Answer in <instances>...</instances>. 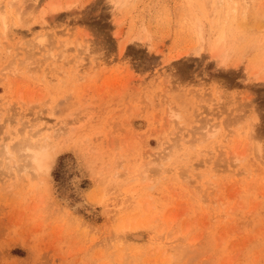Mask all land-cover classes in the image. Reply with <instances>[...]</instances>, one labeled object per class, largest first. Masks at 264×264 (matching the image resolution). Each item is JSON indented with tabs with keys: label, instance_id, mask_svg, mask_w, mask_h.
Listing matches in <instances>:
<instances>
[{
	"label": "rangeland",
	"instance_id": "obj_1",
	"mask_svg": "<svg viewBox=\"0 0 264 264\" xmlns=\"http://www.w3.org/2000/svg\"><path fill=\"white\" fill-rule=\"evenodd\" d=\"M20 3L0 264H264V0ZM41 127L42 181L12 149Z\"/></svg>",
	"mask_w": 264,
	"mask_h": 264
},
{
	"label": "bare ground",
	"instance_id": "obj_2",
	"mask_svg": "<svg viewBox=\"0 0 264 264\" xmlns=\"http://www.w3.org/2000/svg\"><path fill=\"white\" fill-rule=\"evenodd\" d=\"M20 2H21V0H20ZM18 0H9V1H7L6 2V5H4V6H0V27H1V33H2V35L4 36V37H6V38H8L6 35H10V33H11V31H12V33L11 34H14L13 32H15V31H13L14 29L12 28V30H11V28H7V26L8 25H6L7 24V21H6V19H8L7 17L8 16H6L5 14H8L9 16H10V21H11V16H13L12 14H15V17L16 16H18L19 15V11H20V8H22L21 7V3H20ZM58 7V6H57ZM234 7V6H233ZM53 8V7H52ZM14 20H16L15 21V23L16 22H18V20L17 19H14ZM12 22V21H11ZM40 22V21H39ZM13 24V26L12 27H16V25L14 24V23H12ZM12 24H9V26H11ZM217 24V23H216ZM14 27V28H15ZM40 28V27H39ZM7 30V31H6ZM6 31V32H5ZM18 32V31H17ZM5 33H7V34H5ZM39 34V33H38ZM16 35V34H15ZM45 36V35H44ZM38 37H42V39H39V44L40 45H42L43 44V42H45V41H43V35H41V36H39L38 35ZM0 38H3V37H0ZM37 38V37H36ZM4 39V38H3ZM9 39H10V36H9ZM219 40H221V37L218 39V41ZM34 42H35V40H34ZM38 42H37V44H38ZM32 43V42H31ZM36 44V43H35ZM32 45V44H31ZM43 46V45H42ZM87 47V46H86ZM33 48V47H32ZM88 48V47H87ZM31 51H33V50H31ZM32 53V52H31ZM31 57V56H30ZM31 127V126H30ZM29 127V128H30ZM24 128V127H23ZM28 128V129H29ZM27 129V130H28ZM33 129V128H32ZM44 129H47V127L45 128H40L39 130H36V132H35V134L33 135V134H31L32 136H29V138H27L26 139V141H29L26 145L27 146H21L20 144H15L14 142H15V140H14V142H13V144H15L14 146L12 145V149L13 148H15L14 149V151H16L15 153V155H18V153L17 152H20L19 153V155L21 154V153H23V155H21L22 156V158L24 159V161H26V163H27V165L26 166H24L22 169L24 170V171H26V172H28L29 173V171L30 172H32L31 170H33L34 172H35V175H33V172L30 174V175H32L33 177H35V176H37L36 174H39V173H43V174H41L42 176L44 175V176H47L48 175V172H49V170H50V167H51V160H52V156H53V154L51 155V151H52V148L54 149V147H55V144H54V147H53V145H51L52 147H49L50 146V144H51V142L50 141H48L49 139H50V137H49V135H47L46 133L44 134L42 131L44 130ZM27 130H26V132H27ZM30 130V129H29ZM23 131V130H22ZM31 131V130H30ZM29 131V133H31ZM47 131H48V129H47ZM11 133V132H10ZM33 133H34V131H33ZM13 133H11V135H12ZM22 134V133H21ZM20 135V134H19ZM27 135V134H26ZM28 135H30V134H28ZM24 136V135H23ZM22 137V136H21ZM21 137H20V141L22 140L21 139ZM27 137V136H26ZM14 138V137H13ZM15 138H17V137H15ZM34 138V139H33ZM24 139V138H23ZM34 141H33V140ZM25 140V139H24ZM51 140V139H50ZM50 142V144H48ZM3 144V143H2ZM35 144H37V145H35ZM5 145V144H4ZM34 145V146H33ZM49 145V146H48ZM62 147V146H61ZM10 149V148H9ZM11 149V150H12ZM65 149V148H64ZM10 150V151H11ZM51 150V151H50ZM60 150V149H59ZM6 147H3V149H2V153H3V155H8V156H11V158H13V155H12V152H10ZM13 151V150H12ZM54 152H57L56 150H54ZM52 153H53V151H52ZM0 154H1V151H0ZM56 154V153H55ZM18 155V156H19ZM21 156H20V158H21ZM10 158V157H9ZM17 159V158H16ZM13 160V159H12ZM14 161V160H13ZM19 161H20V159H19ZM21 161H22V159H21ZM20 161V162H21ZM16 162H17V160H16ZM6 163V162H5ZM22 163H24V162H22ZM12 166H13V164H12ZM14 168H17L16 166H14ZM27 168H29L30 170H25V169H27ZM23 170L21 171V174H23ZM16 172V171H15ZM25 172V173H26ZM17 173H19L20 174V169H18L17 170V172H16V175H17ZM24 173V174H25ZM10 175V174H9ZM27 176V175H26ZM31 176V177H32ZM50 176V175H49ZM23 177H25V176H23ZM38 178H36V179H39V175L37 176ZM22 178V177H21ZM43 178V177H42ZM13 179H15L14 177H13ZM48 179V178H47ZM39 180H41V178L39 179ZM43 180H45L44 178H43ZM42 181V180H41ZM44 182V181H43ZM45 183H48V182H45ZM74 208H77V209H82L83 211L85 210L86 211V213H89V211H87V209H86V203L83 201V200H80V201H78V202H76L75 204H74ZM126 230V229H125Z\"/></svg>",
	"mask_w": 264,
	"mask_h": 264
}]
</instances>
